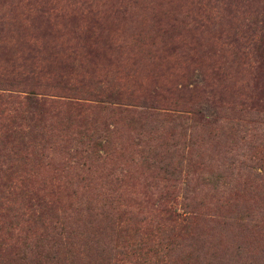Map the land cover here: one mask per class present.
Here are the masks:
<instances>
[{
  "label": "rangeland",
  "instance_id": "obj_1",
  "mask_svg": "<svg viewBox=\"0 0 264 264\" xmlns=\"http://www.w3.org/2000/svg\"><path fill=\"white\" fill-rule=\"evenodd\" d=\"M24 1L0 0V20L22 19L30 6ZM47 1L100 12L86 39L55 37L87 46L72 74L115 77L114 86L145 95L198 73L207 85L182 97L197 99L206 87L223 85L264 111V0ZM197 8L208 19L200 27L191 22ZM227 36L257 43L262 65L254 66L250 45H228ZM238 92L224 102L235 104ZM84 102L91 106L82 111L43 110L12 142L0 133V264H49L38 252L49 245L70 264H264V116L248 117L233 134L222 120L185 128ZM86 137L99 141L86 147ZM168 160L181 171L169 174ZM36 201L45 203L29 218L28 203ZM185 202L203 206L187 227L170 226L160 211L170 205L185 218ZM101 204L114 206L111 220L119 225L88 214ZM51 223L65 228L66 242L53 228L42 235ZM161 240L166 245L159 247Z\"/></svg>",
  "mask_w": 264,
  "mask_h": 264
},
{
  "label": "trees",
  "instance_id": "obj_2",
  "mask_svg": "<svg viewBox=\"0 0 264 264\" xmlns=\"http://www.w3.org/2000/svg\"><path fill=\"white\" fill-rule=\"evenodd\" d=\"M228 1L244 3L246 0ZM197 2L199 1L195 3ZM23 5L30 6L21 12L22 19L19 21H15L14 18H8L7 21L0 20V133L10 139V142L15 137L21 138L23 126L28 121L39 120L35 115L43 110L54 105H61L74 111H82L91 106L86 104L85 100L91 104L96 102L94 106H104L107 103L110 109H116L119 113L136 115L137 121L143 122L161 120L187 128L195 123L209 126L222 120L225 122L227 131L233 134L239 131L237 129L239 126L243 128L247 124L248 117L264 116V111L258 107L262 105L260 102H253L250 96L242 91L238 92L240 89L231 90L222 87L223 85L217 89L214 86L206 87L204 94L197 99H194L192 95L188 98L182 97L181 94L185 91L194 94L192 90L198 84L205 88L208 81L203 74L197 73L193 76L191 74L189 82L178 83L173 88L155 86L145 95L129 90V87L123 89L124 87L117 85L118 83L114 86L115 77L112 79L108 76H93L87 79L86 75H74L69 71L74 65L73 60L79 62L80 58L78 59L77 56L81 58L86 56L87 46L57 41L55 37L71 33L78 41H80L79 38L86 39L92 28L99 26L100 12L88 9L87 4H84L82 10L69 9L56 3L51 4L47 0H25ZM206 20L208 19L205 16L198 13L193 16L191 22L195 27H200L206 23ZM188 23L184 20L180 24L181 28H187ZM195 27L191 25V28L195 29ZM233 37L227 36L228 45L239 44L243 48L250 45L251 51L255 53V56L252 55L254 66L259 68L263 63L261 57L263 54L257 43L242 44ZM240 54L245 55V51L241 50ZM120 79L122 77L116 81ZM234 92H238L237 95L238 97L241 95V98H238L235 104L224 102L226 99L232 101ZM186 93L184 96H187ZM96 141H99L97 137L94 139L86 137L84 143L86 147H89ZM171 163L169 160L165 161L163 168L169 169V174L179 173L181 166L178 168V165ZM188 165L185 164V166ZM43 203L45 202L28 203L29 218L38 216L36 208L43 206ZM200 203H181L183 212L187 214L182 219L178 218L170 205L162 208L160 212L170 226L187 227L196 219L198 205L203 206ZM113 209L114 206L111 204H101L90 209L88 214L107 217L112 224L117 226L119 225L117 219L111 220ZM145 218V216L141 217L142 220ZM50 225L43 228L42 235H52L53 232L50 233L49 229H56V226ZM159 230L162 229L158 228ZM54 235L61 243L66 242V230L63 226L59 225ZM22 241L24 248L28 249V240ZM159 243L166 245L162 240L157 241L156 245L159 246ZM168 244L171 242L169 241ZM133 245L141 247L143 242H135ZM153 246L155 248V243ZM38 252L39 256L45 258L49 264H60L62 261V264H70L66 259L58 258L53 245L39 247Z\"/></svg>",
  "mask_w": 264,
  "mask_h": 264
}]
</instances>
